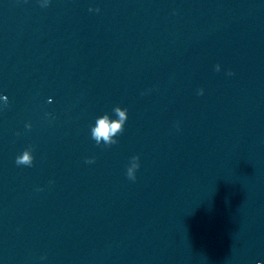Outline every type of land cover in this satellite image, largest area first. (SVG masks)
Masks as SVG:
<instances>
[{
	"label": "water",
	"instance_id": "1",
	"mask_svg": "<svg viewBox=\"0 0 264 264\" xmlns=\"http://www.w3.org/2000/svg\"><path fill=\"white\" fill-rule=\"evenodd\" d=\"M42 3L0 0V264H264V0Z\"/></svg>",
	"mask_w": 264,
	"mask_h": 264
},
{
	"label": "clouds",
	"instance_id": "2",
	"mask_svg": "<svg viewBox=\"0 0 264 264\" xmlns=\"http://www.w3.org/2000/svg\"><path fill=\"white\" fill-rule=\"evenodd\" d=\"M48 0H43L42 6L47 5ZM92 11L93 9H89ZM95 11H99V9H95ZM216 71L220 70V65H215ZM229 75L232 73L229 72ZM198 94H203V89L197 90ZM5 101L7 97H4ZM116 118H110L107 113L100 115L96 118L94 126L91 127V136L96 141L97 144L103 142L104 145L110 146L117 143L115 137L123 132L124 124L127 119V109L121 108L120 106H115L113 109ZM25 127L30 128L31 124H26ZM15 162L17 165H26L32 166L33 163V155L31 152V148L24 149L19 155L16 156ZM87 163H93L94 157H87ZM139 167V158L136 155H133L130 158V161L127 165L126 175L130 180H135L136 175L135 171Z\"/></svg>",
	"mask_w": 264,
	"mask_h": 264
}]
</instances>
